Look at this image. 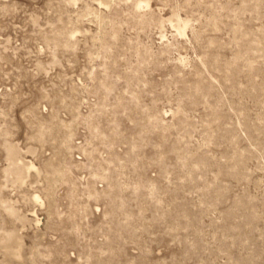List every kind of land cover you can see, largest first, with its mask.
Masks as SVG:
<instances>
[{
    "label": "rangeland",
    "instance_id": "obj_1",
    "mask_svg": "<svg viewBox=\"0 0 264 264\" xmlns=\"http://www.w3.org/2000/svg\"><path fill=\"white\" fill-rule=\"evenodd\" d=\"M0 264H264V0H0Z\"/></svg>",
    "mask_w": 264,
    "mask_h": 264
},
{
    "label": "built area",
    "instance_id": "obj_2",
    "mask_svg": "<svg viewBox=\"0 0 264 264\" xmlns=\"http://www.w3.org/2000/svg\"><path fill=\"white\" fill-rule=\"evenodd\" d=\"M78 148H79L81 151H82V149L84 150V149L86 148V146L83 145L82 140H79V141H78ZM77 157H78V159L81 160V156H80V155H77ZM83 175H84V174H83Z\"/></svg>",
    "mask_w": 264,
    "mask_h": 264
}]
</instances>
